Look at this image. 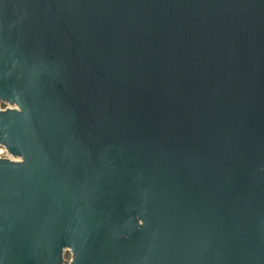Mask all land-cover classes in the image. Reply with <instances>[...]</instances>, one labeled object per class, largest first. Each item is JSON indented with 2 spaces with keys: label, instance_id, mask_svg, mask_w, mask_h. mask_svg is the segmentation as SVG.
I'll use <instances>...</instances> for the list:
<instances>
[{
  "label": "water",
  "instance_id": "1",
  "mask_svg": "<svg viewBox=\"0 0 264 264\" xmlns=\"http://www.w3.org/2000/svg\"><path fill=\"white\" fill-rule=\"evenodd\" d=\"M0 102V264H264V0H0Z\"/></svg>",
  "mask_w": 264,
  "mask_h": 264
},
{
  "label": "built area",
  "instance_id": "2",
  "mask_svg": "<svg viewBox=\"0 0 264 264\" xmlns=\"http://www.w3.org/2000/svg\"><path fill=\"white\" fill-rule=\"evenodd\" d=\"M9 108H12V107L8 104L0 102V111H4V110L9 109ZM3 158H11L12 159V157L9 155L7 149L5 147L0 146V159H3Z\"/></svg>",
  "mask_w": 264,
  "mask_h": 264
},
{
  "label": "rangeland",
  "instance_id": "3",
  "mask_svg": "<svg viewBox=\"0 0 264 264\" xmlns=\"http://www.w3.org/2000/svg\"><path fill=\"white\" fill-rule=\"evenodd\" d=\"M66 259H68V260L71 259V254H70V253H67V254H66Z\"/></svg>",
  "mask_w": 264,
  "mask_h": 264
}]
</instances>
